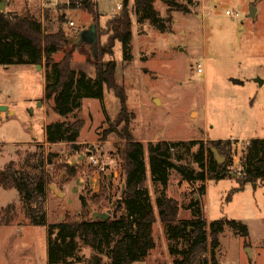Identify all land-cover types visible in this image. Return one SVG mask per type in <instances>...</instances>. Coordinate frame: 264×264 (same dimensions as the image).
<instances>
[{
	"label": "rangeland",
	"instance_id": "1",
	"mask_svg": "<svg viewBox=\"0 0 264 264\" xmlns=\"http://www.w3.org/2000/svg\"><path fill=\"white\" fill-rule=\"evenodd\" d=\"M99 1L104 16L98 21L81 7L71 9L63 2L0 0V5H5V12L30 15L42 22L44 34L64 31L76 38L82 30L98 23L100 46L104 47L111 42L107 24L122 12L123 6L107 21L106 16L124 0ZM175 1L187 4V0ZM194 1L192 13L172 12L171 29L164 32L149 21L140 24L132 13V59L125 61L123 44L116 41L113 56L107 53L103 60L117 61L116 79L125 88L129 111L135 115L130 127L146 149L160 140L187 144L193 140H231L230 175L208 181L201 199L209 222L226 217L249 227L248 238L229 228L221 235L218 256L222 264H264V181L243 185L237 181L247 143L264 138V85L259 81L264 80V0ZM133 4L131 0L130 7ZM155 7L162 17L169 15L165 2L158 0ZM252 7L258 9L255 17L251 16ZM81 46L73 55L72 66L77 73L83 71L95 77L91 48L88 44ZM62 58V52L54 55L57 61ZM198 64L203 72L198 71ZM39 65L42 67L0 65V104L9 108L0 112V170L11 161L31 170L34 153H51L53 163L45 168L49 223L76 216L82 209L81 195L94 209L113 211L125 190L126 142L110 131L122 129L114 125L121 110L120 100L114 90L107 88L104 102L83 99L82 107L72 116L84 122L78 149L69 143L49 144L46 126L63 118L55 113L53 101L45 97L46 61ZM187 144L173 150L174 158L180 156L177 162L197 170L195 155L200 145L188 149ZM90 156L98 159L99 165L91 163ZM145 159V185L157 216L153 231L156 246L145 260L134 264H174L171 247L181 249L188 244L183 239H170L159 217L158 198L165 195L178 201V223L193 220L190 204L200 198L203 183H189L174 170L164 188L152 180L147 151ZM67 165L76 167L75 177L68 175ZM234 188L239 189L228 199ZM97 195L101 199L92 201ZM9 206L13 208L8 212ZM76 255L80 258L77 264H97L96 257L101 258L99 264L110 262L106 254L97 253L81 241ZM0 264H50L47 227L32 225L17 189L1 185Z\"/></svg>",
	"mask_w": 264,
	"mask_h": 264
},
{
	"label": "trees",
	"instance_id": "2",
	"mask_svg": "<svg viewBox=\"0 0 264 264\" xmlns=\"http://www.w3.org/2000/svg\"><path fill=\"white\" fill-rule=\"evenodd\" d=\"M156 1L134 0L133 6L130 7L129 0H124L122 12L107 24L111 40L107 46H100L97 23L99 56L97 59L93 56L91 60L96 68L95 77H89L83 71L77 73L73 68V55L82 46L71 43V36L66 35L64 31L44 34L42 22L34 17L20 16L0 8V65H39L46 61L48 69L45 97L53 101L55 113L63 118L46 126L47 143H69L78 149L84 122L81 119L73 120L72 116L82 107V100L97 98L104 102L106 88L114 90L120 100L121 110L114 125L122 126V129L110 131L116 132L119 138L126 142L125 190L120 197L121 204H116L108 220L94 219L90 212L91 203L81 195L82 209L76 216L67 217L59 223L48 222L46 209L48 177L45 168L53 163L54 155L51 153L47 155L44 152L34 153L35 162L31 164V170L19 168L14 161L0 170V185L5 189H17L31 224L47 227L50 264H77L80 261L76 255L80 241L97 253L106 254L110 258L108 264H134L149 256L156 246L153 231L157 216L145 185L148 174L146 151L149 155V170L153 182L167 187L171 172L175 170L189 183H203L199 188L200 198L190 204L193 220L178 223L181 209L178 201L165 195L158 198L159 217L165 224L170 239H183L188 244L181 249L171 247L174 264H222L218 251L221 250V235L226 229L229 228L246 238L250 236L249 227L241 221L223 217L209 222L201 199V196L206 194L208 181H219L231 173L230 139L209 140L207 143L203 140H193L188 143L189 145L183 141L160 140L150 143L146 149L145 144L137 140L131 130V121L135 115L129 111L125 88L117 82V61L113 58L104 61L103 56L107 53L113 56L115 42L120 41L123 44L125 61L129 62L132 59V13L137 15L140 24L149 21L155 28L164 32L171 29L174 10L189 14L195 5L194 0H187V4H179L175 0H161L169 7V15L165 18L156 9ZM80 2L81 8L95 21L100 19L101 14L96 0ZM69 8L75 9L76 5L72 4ZM61 22H65V16L61 18ZM59 52L63 53V58L57 61L54 55ZM108 121L111 122L110 119ZM185 144L189 146L188 149L200 145L195 155L199 169H191L177 162L182 159L180 156L174 158L173 150ZM213 147L226 157L223 164L217 161ZM1 151L0 145V153ZM29 161L27 162L30 163ZM241 164L242 172L237 177L241 185L264 181V138L251 139L247 143ZM66 169L70 177L76 176V167L67 165ZM238 189H232L228 199ZM99 199H101L99 195L91 198L94 202H98ZM10 208L13 206L7 208L8 212ZM94 211L102 212L96 209ZM95 259L97 264L101 263V258Z\"/></svg>",
	"mask_w": 264,
	"mask_h": 264
},
{
	"label": "water",
	"instance_id": "3",
	"mask_svg": "<svg viewBox=\"0 0 264 264\" xmlns=\"http://www.w3.org/2000/svg\"><path fill=\"white\" fill-rule=\"evenodd\" d=\"M0 8L2 10H5V5L2 3L0 5ZM256 11L257 9L255 7L251 8L252 17L256 16ZM70 42L78 46H81L82 44H88L91 48L94 58L97 59L99 53V36L97 23H93L89 26V28L82 30L76 38H71ZM38 67L41 68L42 66L38 65ZM259 81H261V84L263 83V80L259 79ZM8 110L9 108L7 105L0 104V112H7ZM212 150L215 153L217 161L220 164H223L226 161V157L222 156L215 147H213ZM73 161L76 162V159H74ZM118 202L119 204H121V198L118 199ZM90 212L93 214L94 219L108 220L111 216L112 210H108L106 212H98L94 211V209L91 207Z\"/></svg>",
	"mask_w": 264,
	"mask_h": 264
},
{
	"label": "built area",
	"instance_id": "4",
	"mask_svg": "<svg viewBox=\"0 0 264 264\" xmlns=\"http://www.w3.org/2000/svg\"><path fill=\"white\" fill-rule=\"evenodd\" d=\"M49 1L50 2H63L64 4H66L69 7L72 4H75L76 5V8H80L81 7L80 0H49ZM118 8L121 9L122 8V5H119ZM227 14H231L230 11H227ZM69 24L72 27L75 26V23L73 21H71ZM198 71L199 72H203V67H202L201 64H198ZM90 159H91V163L95 164L96 166L99 165V160L96 159L94 156H90ZM102 169H104L103 166H102Z\"/></svg>",
	"mask_w": 264,
	"mask_h": 264
},
{
	"label": "crops",
	"instance_id": "5",
	"mask_svg": "<svg viewBox=\"0 0 264 264\" xmlns=\"http://www.w3.org/2000/svg\"><path fill=\"white\" fill-rule=\"evenodd\" d=\"M97 1V3H98V9H99V11H100V14H101V17L100 18H103V16H104V14L101 12V4H100V1L99 0H96ZM158 1V0H157ZM157 1L155 2V4L157 3ZM161 1V0H160ZM199 1V0H198ZM164 2V1H163ZM200 2V1H199ZM194 3H195V1H194ZM119 5H124V1L122 2V3H119L118 5H117V8H116V10H115V12L114 13H112L110 16H106L107 17V19L105 20V21H107L109 18H111L113 15H115L116 14V12H118L120 9L118 8V6ZM129 5L131 6V0H129ZM168 9H169V7H168ZM159 11V10H158ZM159 13H160V11H159ZM258 13V9H257V11H256V14ZM160 15H161V13H160ZM162 16V15H161ZM262 86L264 85V80H263V83L261 84ZM211 139V138H210ZM212 140H215V139H212ZM84 179H82V181H83ZM48 222H49V219H48Z\"/></svg>",
	"mask_w": 264,
	"mask_h": 264
}]
</instances>
